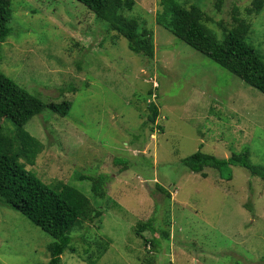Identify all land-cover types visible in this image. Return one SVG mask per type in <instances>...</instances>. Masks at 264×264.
I'll list each match as a JSON object with an SVG mask.
<instances>
[{
	"label": "rangeland",
	"instance_id": "rangeland-1",
	"mask_svg": "<svg viewBox=\"0 0 264 264\" xmlns=\"http://www.w3.org/2000/svg\"><path fill=\"white\" fill-rule=\"evenodd\" d=\"M134 1L123 14L154 32V60L133 53L77 0H14L11 33L0 42V72L44 103H72L68 117L46 109L25 127L43 144L27 169L79 190L102 212L74 233L76 252L67 250L62 264H87L84 240L94 247L100 237L111 246L98 264H264L263 178L238 166L231 180L211 168L205 178L183 164L198 151L220 159L247 152L264 168V95L158 26V0ZM178 1L200 8L220 42L223 28L245 20L246 41L264 59V8L249 16L253 0H226L221 10L216 0ZM151 102L160 108L155 125L146 124ZM0 125L14 134L11 122ZM98 176L109 179L105 199L92 192ZM152 218L171 234L143 233L158 239L156 250L136 234ZM53 242L0 205V264H48Z\"/></svg>",
	"mask_w": 264,
	"mask_h": 264
},
{
	"label": "trees",
	"instance_id": "trees-1",
	"mask_svg": "<svg viewBox=\"0 0 264 264\" xmlns=\"http://www.w3.org/2000/svg\"><path fill=\"white\" fill-rule=\"evenodd\" d=\"M13 1L0 0V42L5 41L11 33L9 24L13 16ZM77 1L92 12L96 19L105 22L110 31L126 38L133 53L154 60L156 55L154 32L142 26L138 19L127 18L123 14L134 9V0ZM158 2L160 7L156 15L158 26L171 32L194 50L264 95V59L246 41L251 30L249 23L235 18L236 24L233 28H223L225 38L220 42L207 28L205 14L200 8L196 6L187 8L178 0ZM225 2L226 0H216V8L221 10ZM263 8L264 0H253L252 7L246 12L249 16L258 15ZM148 108L150 114L146 124L155 125L160 108L153 102ZM46 109L66 118L71 113L72 103L68 100L61 103H44L0 72V124L2 120H6L15 128L14 134L9 135L0 125V205L20 213L50 235L54 242L48 246L50 254L48 264H62V256L67 250L76 252L71 248L74 233L83 231L84 222H93L102 216V212L94 209L90 200L79 190L64 183L48 185L27 169L28 166L36 164L43 144L31 136L25 127ZM248 156L247 152H242L233 154L229 159H220L198 151L185 158L183 164L191 172L201 174L205 178L207 177L205 170L211 168L217 171L222 179L231 180L232 168L238 166L264 180V168L254 166ZM108 180L106 176L90 178L95 197L99 199L107 197ZM156 191L171 199V194L163 186L158 184ZM249 210L253 211L252 207ZM158 224L157 220L152 218L139 223L136 229V234L145 240V246L150 244L155 250L159 244L158 239L154 237L146 240L144 232L149 231L154 235L160 232V239L164 241L171 239L170 229ZM166 225L171 226L169 219L165 222ZM84 244L86 247L80 257L87 264H98L110 249L111 241L100 237L92 243L94 247L88 245L86 239Z\"/></svg>",
	"mask_w": 264,
	"mask_h": 264
},
{
	"label": "built area",
	"instance_id": "built-area-1",
	"mask_svg": "<svg viewBox=\"0 0 264 264\" xmlns=\"http://www.w3.org/2000/svg\"><path fill=\"white\" fill-rule=\"evenodd\" d=\"M157 87H158V85H156ZM157 87H155V88H157Z\"/></svg>",
	"mask_w": 264,
	"mask_h": 264
}]
</instances>
